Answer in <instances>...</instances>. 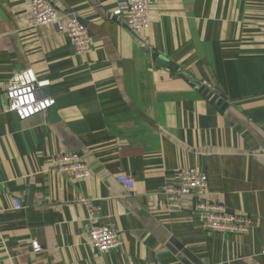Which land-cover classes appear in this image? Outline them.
I'll return each mask as SVG.
<instances>
[{"label": "crops", "instance_id": "1", "mask_svg": "<svg viewBox=\"0 0 264 264\" xmlns=\"http://www.w3.org/2000/svg\"><path fill=\"white\" fill-rule=\"evenodd\" d=\"M47 1L85 26L91 51L32 27L28 0H0V264H264V0H148L139 34L112 16L119 0ZM29 73L55 106L20 122L5 92ZM203 80L221 106L199 93ZM68 153L88 178L54 169ZM180 168L206 175L208 201L255 218L251 233L202 230L191 197L163 208L159 189ZM98 227L121 245L95 251Z\"/></svg>", "mask_w": 264, "mask_h": 264}, {"label": "built area", "instance_id": "2", "mask_svg": "<svg viewBox=\"0 0 264 264\" xmlns=\"http://www.w3.org/2000/svg\"><path fill=\"white\" fill-rule=\"evenodd\" d=\"M29 15L32 27L53 25L57 32L67 37L77 55H86L91 51V38L84 25L77 22L74 14L63 22L47 0H28ZM112 16L122 21L136 34L150 27L148 0H119ZM259 28L264 41V18ZM21 81L18 78L8 83L5 97L7 107L4 112L12 113L20 121H26L39 114H44L55 106V100L40 94L49 86L44 79H37L30 73ZM211 94L210 100L221 101L215 87L208 81H200L197 86ZM54 169L60 174L70 176L74 180H83L90 176V170L82 158L76 153L60 155L52 160ZM116 183L127 190H133L134 180L128 175L116 177ZM208 180L206 175L190 168H180L173 184L163 185L159 193L163 197V208L167 211H182L184 199L195 200L192 212L197 216L200 227L204 231L229 234L237 237L248 235L256 225V219L242 213H229L220 203L208 201ZM11 209L19 211L22 206L18 199H12ZM89 245L99 253L118 248L121 240L116 231L108 227H98L88 233ZM33 253L40 252L37 241L31 243ZM264 256V248L261 251Z\"/></svg>", "mask_w": 264, "mask_h": 264}, {"label": "water", "instance_id": "3", "mask_svg": "<svg viewBox=\"0 0 264 264\" xmlns=\"http://www.w3.org/2000/svg\"><path fill=\"white\" fill-rule=\"evenodd\" d=\"M199 93L204 96L207 100L211 99V94H208V92L206 90H204V88H199ZM221 102L222 101H218L217 102V106H221ZM224 107V106H222Z\"/></svg>", "mask_w": 264, "mask_h": 264}]
</instances>
